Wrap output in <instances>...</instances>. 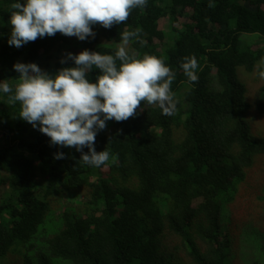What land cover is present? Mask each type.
Returning a JSON list of instances; mask_svg holds the SVG:
<instances>
[{"label":"trees","instance_id":"trees-1","mask_svg":"<svg viewBox=\"0 0 264 264\" xmlns=\"http://www.w3.org/2000/svg\"><path fill=\"white\" fill-rule=\"evenodd\" d=\"M15 2L0 0V81L14 87L17 62L55 72L75 66L60 63L69 52L114 54L120 31L140 29L146 44L130 53L164 60L179 103L171 116L142 102L107 121L95 148L110 159L97 168L51 145L0 91V264H264V0H147L126 24L94 25V39L57 33L20 48L8 44ZM191 55L197 82L180 67Z\"/></svg>","mask_w":264,"mask_h":264},{"label":"clouds","instance_id":"clouds-1","mask_svg":"<svg viewBox=\"0 0 264 264\" xmlns=\"http://www.w3.org/2000/svg\"><path fill=\"white\" fill-rule=\"evenodd\" d=\"M146 5L147 0H16L10 6L8 44L20 48L57 33L80 41L94 39V25L111 29L126 24L133 9ZM209 7L214 4L210 2ZM134 39L141 46L146 44L140 29L124 30L114 44V54L89 49L79 54L69 52L60 63L74 61L75 66L55 72L36 63L17 62L13 65L19 73L17 82L13 87L7 80L0 81V91L9 94L10 103L19 102V119L48 136L51 145L75 148L81 153L80 161L99 168L110 159L106 148L100 152L95 148L96 136L106 129L107 121L135 117L142 102L171 116L179 103L171 89L175 72L155 55L130 53L129 44ZM180 67L190 82L198 81L195 55L183 57ZM256 67L264 79V58ZM93 69L99 70L95 82L88 79ZM64 157L63 152L54 155L55 159Z\"/></svg>","mask_w":264,"mask_h":264},{"label":"rangeland","instance_id":"rangeland-1","mask_svg":"<svg viewBox=\"0 0 264 264\" xmlns=\"http://www.w3.org/2000/svg\"><path fill=\"white\" fill-rule=\"evenodd\" d=\"M162 25H163V27L168 28V25H167V23L165 21L162 22ZM168 39H164L162 41L161 40H156L155 43L157 44V46L160 49L164 50L165 47H166ZM243 77L245 78V80L247 81L249 87L251 88V90H250L251 96H255V95L257 96L258 94H256V91L258 89V84H260L261 82L258 79H256L254 77V75H249L247 73H244Z\"/></svg>","mask_w":264,"mask_h":264}]
</instances>
